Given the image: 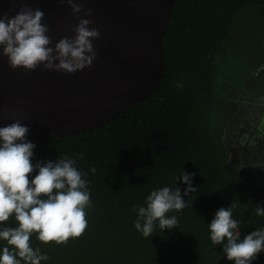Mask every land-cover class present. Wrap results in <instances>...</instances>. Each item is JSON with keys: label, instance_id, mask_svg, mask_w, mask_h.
<instances>
[{"label": "trees", "instance_id": "16d2710c", "mask_svg": "<svg viewBox=\"0 0 264 264\" xmlns=\"http://www.w3.org/2000/svg\"><path fill=\"white\" fill-rule=\"evenodd\" d=\"M164 51L166 77L150 100L85 133L32 142L33 165L82 153L76 167L90 182L80 237L43 244L31 236V246L49 257L41 264H234L223 245L211 243L208 228L232 200L241 205L233 213L241 239L264 228L259 205L234 172L221 118L227 85L253 76L264 83V0H176ZM183 171L195 173L196 192L188 196L178 179ZM165 186L180 187L187 207L168 213L177 228L157 227L144 238L133 206H145L151 191ZM5 226L17 227L15 217ZM4 246L0 240V253ZM252 264H264V251Z\"/></svg>", "mask_w": 264, "mask_h": 264}, {"label": "clouds", "instance_id": "9594fccd", "mask_svg": "<svg viewBox=\"0 0 264 264\" xmlns=\"http://www.w3.org/2000/svg\"><path fill=\"white\" fill-rule=\"evenodd\" d=\"M67 3L79 22L73 28L75 35L62 37L54 47L47 34L49 27L42 23L45 13L39 8L25 4L14 16H0V46L12 69L34 71L43 65L48 71L72 74L92 66L97 57L93 41L100 38V32L89 27L92 20L78 16L83 10L81 4L75 0ZM91 15L92 9L84 11L85 17ZM28 132L20 120L0 127V225L12 216L18 225L0 228V240L6 242L0 264H41L49 257L31 246L34 233L43 244H63L80 237L88 226L85 209L91 204L90 182L84 179L88 173L76 167L77 159H83V154L33 165L36 145L26 140ZM34 169L38 174L29 180ZM90 171L95 173V166ZM194 176L195 173L183 171L178 177L187 185L184 196L196 192L192 186ZM144 204L133 206L137 214L134 227L144 238L151 237L157 227L161 232L177 228V217L168 213L187 207L180 187L168 186L151 191ZM240 206L232 200L227 208L217 210L208 224L210 240L215 246L223 245L226 258L234 264H252L264 251V228L241 239L239 221L233 219L234 210ZM255 214L264 216V207L256 206Z\"/></svg>", "mask_w": 264, "mask_h": 264}, {"label": "water", "instance_id": "95a60500", "mask_svg": "<svg viewBox=\"0 0 264 264\" xmlns=\"http://www.w3.org/2000/svg\"><path fill=\"white\" fill-rule=\"evenodd\" d=\"M80 18L100 32L97 57L72 74L12 69L0 46V127L20 120L26 140L71 137L100 127L150 100L162 87L167 60L164 39L176 0H75ZM27 4L45 15L52 45L73 37L78 24L67 0H0V16H14ZM92 9L90 17L84 11ZM239 179L250 199L264 200V170L245 165Z\"/></svg>", "mask_w": 264, "mask_h": 264}, {"label": "rangeland", "instance_id": "374dc122", "mask_svg": "<svg viewBox=\"0 0 264 264\" xmlns=\"http://www.w3.org/2000/svg\"><path fill=\"white\" fill-rule=\"evenodd\" d=\"M251 69L249 71L250 77L253 72ZM252 78L254 81L244 77L245 84L227 85L226 89V95L229 99L223 105L221 118L224 138L230 149L232 166L236 165L238 158L245 157V154H247L251 164L260 166L259 161L256 160L261 161V157L264 156L263 154L258 158L255 154L250 153L248 151L250 147L247 146L248 142L246 145L242 142L246 136L259 137V140L255 138L254 142L262 141V148H264V83H256L255 77ZM258 128L260 131L257 130ZM251 136L246 141H250Z\"/></svg>", "mask_w": 264, "mask_h": 264}, {"label": "flooded vegetation", "instance_id": "af4514ba", "mask_svg": "<svg viewBox=\"0 0 264 264\" xmlns=\"http://www.w3.org/2000/svg\"><path fill=\"white\" fill-rule=\"evenodd\" d=\"M257 130L260 131V128H258ZM250 136L249 137L246 136V138L244 137V139H242L243 140L242 142L245 143V145H246V142H248L247 146L250 147V150H248V151L252 154H255L258 158H260L264 154V148H262V141H258L257 143H255L254 142L255 138L257 140H259V137H252V136H251L252 139L250 141H248V140L246 141V139L250 138ZM262 157H261V159H262L261 161L256 160V161H259L258 163L260 164V166H257V165L251 164V161L248 160L247 154H245V157L241 156V158H238L239 160H237V163L235 162L236 165L234 164L235 166H233L235 174H237L239 177V172L245 165H251L255 168H260V169L264 170V156H262ZM258 205L261 207H264V200L259 202Z\"/></svg>", "mask_w": 264, "mask_h": 264}]
</instances>
